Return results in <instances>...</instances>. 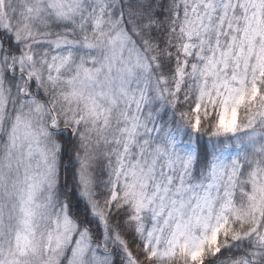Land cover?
<instances>
[{"label": "snow or ice", "instance_id": "6c2138e0", "mask_svg": "<svg viewBox=\"0 0 264 264\" xmlns=\"http://www.w3.org/2000/svg\"><path fill=\"white\" fill-rule=\"evenodd\" d=\"M0 264H264V0H0Z\"/></svg>", "mask_w": 264, "mask_h": 264}]
</instances>
